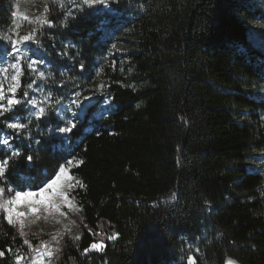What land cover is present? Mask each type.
I'll return each mask as SVG.
<instances>
[{
    "label": "trees",
    "instance_id": "obj_1",
    "mask_svg": "<svg viewBox=\"0 0 264 264\" xmlns=\"http://www.w3.org/2000/svg\"><path fill=\"white\" fill-rule=\"evenodd\" d=\"M11 1L0 0L2 24ZM109 4L114 14L49 6L52 26L36 38L54 92L65 84L71 94L93 91L99 99L89 113L104 97L114 107L92 125L88 114L66 145L41 129L48 113L15 141L24 156L38 157L21 176L54 171L69 145L83 161L72 171L85 185L74 193L80 238L63 245L59 264H187L190 254L197 264H224L226 256L264 264V172L254 167L264 159V47L250 29L261 9L253 0ZM69 10L74 18L65 21ZM118 33L128 41L121 53L113 50ZM27 163L18 157L6 176L15 179ZM100 239L103 251H83ZM23 249L0 216V264H13Z\"/></svg>",
    "mask_w": 264,
    "mask_h": 264
},
{
    "label": "snow or ice",
    "instance_id": "obj_2",
    "mask_svg": "<svg viewBox=\"0 0 264 264\" xmlns=\"http://www.w3.org/2000/svg\"><path fill=\"white\" fill-rule=\"evenodd\" d=\"M68 3L72 5L74 9L82 11L84 6L92 8L94 5H104L107 7L109 5V0H80V3H77L76 0H68ZM64 7V4L60 5ZM48 14V8L45 6L44 15L45 17ZM15 15V13H13ZM68 17L74 18V13L72 10H69L65 14V21ZM25 20L29 18L25 15ZM37 24V27L34 28L29 34L19 36L18 39L13 38L16 35L13 32L12 35L8 37V42L11 44V49L6 52L8 57H14L13 62H7L3 57H0V146H6L10 155H5L0 159V181L3 183L0 184V216L3 220L9 225L15 227L19 226V235L23 238L26 237L25 232V218L26 217H36L39 218V214H44V218L48 219L49 216L52 219H55V214L59 213L62 217H67L68 212L63 209L67 208L72 211H81L82 208L79 204L75 203V189L85 187L83 181L76 179L72 175L74 167H79L83 163L82 160H77L76 157L72 156L71 146L64 148L60 154L59 159H64L67 155V159L64 163H60L58 166L53 165L55 168L54 171L46 168L43 173L39 175V178L21 176V171H27L28 169H33L36 165L33 163L34 157L32 154L24 156L19 148H13V137L16 140H19L25 132L30 134L29 125L32 123L33 118L36 120H41L47 114V106H41L43 102L49 101L51 97V92L47 96H43L42 100H37L35 96L32 99H28V92H24L23 98H18L16 93L21 87V77L24 75V64L26 62L27 68L31 72H35L38 75V78L45 79V73L43 71H38L37 64H43V59L37 61L34 58L29 57V51L35 54V50L31 48L33 43L38 45L36 40V35L40 32L43 26L47 25L52 26V21L48 19H40L37 17L34 21ZM66 26V23H65ZM115 45H113V48ZM83 69L84 65H80ZM11 70V75L9 71ZM52 73L49 72L48 76H51ZM5 83L7 89L5 91ZM34 83H29L27 85L28 89H33ZM103 88V85L99 86ZM82 101H88V104L82 103ZM90 97H81L80 92H75L73 98L70 101V104L67 108L62 109L58 115L62 118V126H59L54 129H49V132H56L61 134V140H71L72 136L67 135L77 127V124H83L84 119L89 114L91 106ZM31 106V111L27 117V123H21L23 117L16 116L14 110L16 106ZM74 106V107H73ZM5 113H9L8 117L5 118ZM65 113H72L71 118L67 117ZM13 130L11 134L5 136L3 135L4 129ZM30 143L32 142L29 137ZM34 143L39 144L40 140L34 141ZM3 148H0V151H3ZM22 157L28 163L26 165H21L19 169H16L14 173L15 179L9 180L6 176L8 173L10 165H15L17 158ZM6 184L7 187L3 185ZM7 193V195H5ZM35 197V199H32ZM175 194L171 199L175 200ZM35 221H31L34 223ZM74 223V222H73ZM87 227V225H85ZM95 235H100L96 233ZM118 235V234H116ZM79 236H76L75 239H79ZM116 236H108L107 239H115ZM53 241L57 240L56 236L52 237ZM23 243L29 247L30 250H34L39 253L41 256L46 255L51 258L53 256V251L50 249L48 242L40 241L39 244L33 246L31 241L28 239H23ZM41 246L43 247V253L40 252ZM105 248V243L103 239L94 241L85 248L83 251L87 253L90 249H95L97 251H103ZM11 251V249H8ZM59 248H56V251H59ZM197 252L199 249L196 250ZM4 251L0 250V257L4 256ZM23 259L21 256H16L17 264ZM50 264V262H49ZM188 264H196V258L192 255L188 256ZM224 264H237V261L229 258H226Z\"/></svg>",
    "mask_w": 264,
    "mask_h": 264
},
{
    "label": "rangeland",
    "instance_id": "obj_3",
    "mask_svg": "<svg viewBox=\"0 0 264 264\" xmlns=\"http://www.w3.org/2000/svg\"><path fill=\"white\" fill-rule=\"evenodd\" d=\"M77 3H80V0H76ZM254 5L259 7L261 9V16H259L257 19H255L253 22L250 23V29L252 31V36L256 40L257 45H260L264 47V0H253ZM64 4V7H61L60 5ZM69 4L68 0H12L11 6L12 11L7 19V24L0 23V57H3L7 62H13L14 57H8L6 55V52L11 49V44L8 42V37L13 34V32L16 33V35L13 36V38L18 39L19 36H23L26 34H29L34 28L37 27V24L34 23L35 19L39 17L40 19H47L44 15V9L45 6L47 8L49 6L53 7H59V8H65V6ZM71 7L72 5L69 4ZM86 8H89L87 6H84ZM73 8V7H72ZM91 9H99L102 12L105 13H112L113 9H111L110 4L105 7L104 5H94ZM15 13V15H13ZM27 16L29 19L25 20L24 16ZM37 36V35H36ZM115 39L117 40L116 43L113 45H116L117 49H113L114 51L121 53L123 52L124 48L128 47V41H126V37L123 33H118L115 36ZM37 40V38H36ZM38 41V40H37ZM119 41H124L123 44H121ZM39 43V42H38ZM119 43V44H118ZM31 48L35 50V54L33 55L32 51H29V57L36 59L37 61L43 59V64H37L38 71H43L45 73V79L38 78L37 73L31 72L27 66L26 62L22 63L24 64V77L25 85L26 87H20V89L17 91L16 95H19L20 98H23L24 92H28V97L30 96V99H32L34 96L37 100H42L43 96H47L49 92H51L50 102H43L41 106H47L48 110L47 113L50 115L48 118H51L54 121H50L46 123V126L41 127L45 130L47 133L49 129L53 128L54 122L58 120L60 113L62 109L67 108L70 104V101L73 98V94L71 92L73 91L74 87H69L68 84H65L63 90H60L59 93L54 92L52 90V84H51V76H48V73L50 72V65L46 59L47 50L43 48L41 45H35L33 43L31 45ZM9 75H11V70L9 71ZM0 79H2V76H0ZM73 80V79H70ZM34 83L33 89H28L27 85L29 83ZM22 82V81H21ZM91 88H94V83L90 84ZM7 89V85L5 83V91ZM30 92V93H29ZM53 92V93H52ZM50 113V114H49ZM68 115V113H65ZM47 115V116H48ZM99 115L97 114V109L95 108L93 110V124L99 119ZM2 119V118H0ZM47 119V118H46ZM89 119V117H88ZM89 122V121H88ZM31 130L33 132L37 131L40 125L39 121L34 122L32 125ZM64 163V162H62ZM256 167H258L262 172H264V159L261 161H256L254 163ZM9 180L10 178L7 177ZM39 176L37 177V179ZM4 187H7L6 184L3 185ZM7 195V193H5ZM32 199H35L33 197ZM64 211L68 212L67 217H62L59 215V213L55 214V219H52L51 216L48 217V219L44 218V214H39V218L36 217H26L25 218V232L26 237H21L19 235V226L16 225L15 231L16 233L21 237L22 245L24 249L20 251V253L17 256L23 257V259L19 262V264H59V258L61 254V250L63 245L70 240H75L76 236H79V224L81 221L80 212L79 211H72L67 208L63 209ZM35 221L34 223H31V221ZM74 222V223H73ZM56 236L57 240L53 241L52 237ZM28 239L31 241L33 246L39 244L40 241H46L48 242V245L50 249L53 251V256L51 258L47 257L46 255L41 256L39 253H37L34 250H30L27 245L23 243V239ZM56 248H59V251H56ZM95 250V249H90ZM44 249L41 246L40 252L43 253ZM97 251V250H96ZM14 263L17 264L16 258H14Z\"/></svg>",
    "mask_w": 264,
    "mask_h": 264
},
{
    "label": "built area",
    "instance_id": "obj_4",
    "mask_svg": "<svg viewBox=\"0 0 264 264\" xmlns=\"http://www.w3.org/2000/svg\"><path fill=\"white\" fill-rule=\"evenodd\" d=\"M106 60H107V59H106ZM106 62H107V61H106ZM98 83L100 84L99 81H98ZM58 84H60V82H59ZM25 87H26V86H25ZM105 89H106V87H105ZM101 90H102V88H101ZM29 93H30V92H29ZM74 93H75V92H74ZM80 93H81V97H90L91 99L93 98V91H91V90H89V89L82 90V91H80ZM17 97L20 98L19 95H17ZM28 99H30V96L28 97ZM49 102H50V99H49L48 103H49ZM82 103L87 104L88 101H82ZM73 107H74V106H73ZM113 107H114V106H113V104L110 102L109 98L104 97L103 100H101V101L98 103L97 107H96V109H97V114L100 115V116H105V115H107V113H109V112L111 111V109H112ZM19 109H22L23 112H22V113H19V114L16 115V116L23 117V119H21V121H20L21 123H27V122H28V121H27V117H28V115H29V112L31 111V106H28V107H24V106H22V105H20V106H16V109L14 110V112H18ZM65 115H66L67 117L71 118L72 113H68V115H67V114H65ZM100 116H99V117H100ZM58 120L60 121V126H62V118L59 117ZM39 121H40V120H39ZM34 122H38V120H36L35 118H33L32 123H31L30 125H32ZM89 122H90V125H92V123H93V110L89 113ZM30 125H29V127H30ZM80 125H81V124H77V127L74 128L73 130L77 129ZM51 129H54V127L51 128ZM12 131H13V130H11V129H7V128H5V129H4V132H3V135L7 136V135L11 134ZM52 133H55V132H52ZM56 134H57V133H56ZM69 134H70V133H69ZM69 134H67V135H69ZM15 141H17V140H16L15 137H13V148H18L17 146H15ZM67 143H68V141L65 140V145H66ZM0 147L4 148V149L7 151L6 146H0ZM58 148H59V147H58ZM254 167H256L255 164H254Z\"/></svg>",
    "mask_w": 264,
    "mask_h": 264
},
{
    "label": "water",
    "instance_id": "obj_5",
    "mask_svg": "<svg viewBox=\"0 0 264 264\" xmlns=\"http://www.w3.org/2000/svg\"><path fill=\"white\" fill-rule=\"evenodd\" d=\"M98 99H99V97L98 96H94L92 99H91V105H94L97 101H98ZM89 103V102H88ZM87 103V104H88ZM59 134V133H58ZM190 255H192V254H190ZM193 256V255H192ZM230 256H226L225 257V259L226 258H229ZM231 259H233V260H235V261H237L236 259H234V258H232V257H230ZM225 259H224V261H225ZM186 262H187V264H188V259L186 260ZM196 264H197V262H196ZM237 264H240L238 261H237Z\"/></svg>",
    "mask_w": 264,
    "mask_h": 264
}]
</instances>
